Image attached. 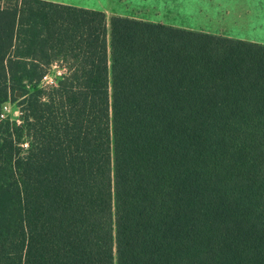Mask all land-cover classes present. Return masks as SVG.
<instances>
[{
  "label": "trees",
  "instance_id": "obj_1",
  "mask_svg": "<svg viewBox=\"0 0 264 264\" xmlns=\"http://www.w3.org/2000/svg\"><path fill=\"white\" fill-rule=\"evenodd\" d=\"M5 103L0 264H264V46L0 0Z\"/></svg>",
  "mask_w": 264,
  "mask_h": 264
},
{
  "label": "crops",
  "instance_id": "obj_2",
  "mask_svg": "<svg viewBox=\"0 0 264 264\" xmlns=\"http://www.w3.org/2000/svg\"><path fill=\"white\" fill-rule=\"evenodd\" d=\"M264 46V0H44ZM222 2V4H220ZM225 2H229L228 5ZM213 9L212 13L204 12ZM228 8V9H226ZM233 17L227 30L224 19Z\"/></svg>",
  "mask_w": 264,
  "mask_h": 264
},
{
  "label": "rangeland",
  "instance_id": "obj_3",
  "mask_svg": "<svg viewBox=\"0 0 264 264\" xmlns=\"http://www.w3.org/2000/svg\"><path fill=\"white\" fill-rule=\"evenodd\" d=\"M214 3L213 0L209 2V4ZM229 2H225L226 5H228ZM220 4H222V2H220ZM228 9V8H226ZM204 12H208V13H212L213 9H205ZM234 23V19L233 17H231L230 19H224V26H220L218 27L219 29H224L227 30L229 26V24ZM213 35V34H212ZM215 35V34H214ZM61 64L58 63V65H52L50 72L48 74V76L46 77V79H43L42 84L43 85H47V84H53L55 77L58 76L60 73L64 72L62 66H60ZM59 72V73H58ZM5 104H9L8 107V111H6V116H8L10 118V120L12 121H19L20 118V109L17 105V103L11 104V103H5Z\"/></svg>",
  "mask_w": 264,
  "mask_h": 264
},
{
  "label": "built area",
  "instance_id": "obj_4",
  "mask_svg": "<svg viewBox=\"0 0 264 264\" xmlns=\"http://www.w3.org/2000/svg\"><path fill=\"white\" fill-rule=\"evenodd\" d=\"M59 73V72H58ZM48 76V74L43 78V79H46V77ZM8 107H9V104H4L2 106V110H1V114H0V118H4L6 116V111H8Z\"/></svg>",
  "mask_w": 264,
  "mask_h": 264
}]
</instances>
